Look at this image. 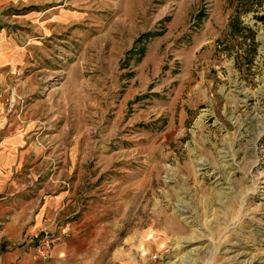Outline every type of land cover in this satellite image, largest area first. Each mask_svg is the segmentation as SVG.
<instances>
[{
  "label": "rangeland",
  "instance_id": "374dc122",
  "mask_svg": "<svg viewBox=\"0 0 264 264\" xmlns=\"http://www.w3.org/2000/svg\"><path fill=\"white\" fill-rule=\"evenodd\" d=\"M0 44V201L68 164L115 264H264V0L4 1Z\"/></svg>",
  "mask_w": 264,
  "mask_h": 264
},
{
  "label": "crops",
  "instance_id": "0c3cea01",
  "mask_svg": "<svg viewBox=\"0 0 264 264\" xmlns=\"http://www.w3.org/2000/svg\"><path fill=\"white\" fill-rule=\"evenodd\" d=\"M4 1L12 0H0V3ZM26 1L46 3L49 0ZM52 7L47 4L36 7L31 10L32 16L47 15L52 12ZM4 49L9 51V48ZM18 141V137H13L3 143L11 148ZM17 163L16 156L11 152L0 155L1 189L8 188L9 182L16 176ZM67 165L59 167L48 178L43 176V182L33 197L15 193L0 201V264H115L116 259L124 258L114 247L116 236L106 233L108 227H113V221L108 223L94 216L99 201L93 203L90 192L79 191L82 172L75 167L70 170ZM65 177L70 180L67 186L55 183L58 178ZM8 191H11L10 188ZM80 193L83 196L86 193L83 204H80ZM44 225L57 238L50 255L39 258L33 254L32 247L22 241V236L34 233ZM121 241L129 242L130 236L122 235ZM17 242L21 243L14 245Z\"/></svg>",
  "mask_w": 264,
  "mask_h": 264
},
{
  "label": "built area",
  "instance_id": "2783aa9c",
  "mask_svg": "<svg viewBox=\"0 0 264 264\" xmlns=\"http://www.w3.org/2000/svg\"><path fill=\"white\" fill-rule=\"evenodd\" d=\"M55 236L43 234L35 244L34 254L39 258H45L50 255Z\"/></svg>",
  "mask_w": 264,
  "mask_h": 264
}]
</instances>
